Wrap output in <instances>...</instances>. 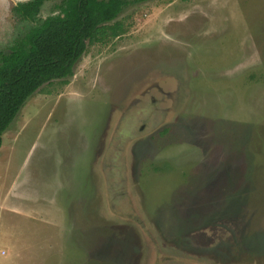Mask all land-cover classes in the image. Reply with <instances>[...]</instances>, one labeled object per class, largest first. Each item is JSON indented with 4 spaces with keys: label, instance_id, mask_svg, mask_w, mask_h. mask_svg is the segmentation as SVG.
<instances>
[{
    "label": "rangeland",
    "instance_id": "rangeland-1",
    "mask_svg": "<svg viewBox=\"0 0 264 264\" xmlns=\"http://www.w3.org/2000/svg\"><path fill=\"white\" fill-rule=\"evenodd\" d=\"M0 50L55 12L15 21ZM0 146V264H264V0H145Z\"/></svg>",
    "mask_w": 264,
    "mask_h": 264
},
{
    "label": "trees",
    "instance_id": "trees-1",
    "mask_svg": "<svg viewBox=\"0 0 264 264\" xmlns=\"http://www.w3.org/2000/svg\"><path fill=\"white\" fill-rule=\"evenodd\" d=\"M44 0L18 3L21 19L37 20ZM144 0H62L61 11L30 27L8 52L0 53V146L2 134L28 97L43 84H62L88 45L122 33L116 20L130 2Z\"/></svg>",
    "mask_w": 264,
    "mask_h": 264
},
{
    "label": "flooded vegetation",
    "instance_id": "flooded-vegetation-1",
    "mask_svg": "<svg viewBox=\"0 0 264 264\" xmlns=\"http://www.w3.org/2000/svg\"><path fill=\"white\" fill-rule=\"evenodd\" d=\"M27 1H29V0H27ZM47 0H44L42 3H41V5H40V8H39V11H38V14H37V20L38 19H40L39 18V13H40V11H41V8H42V6H43V4L46 2ZM145 1V0H144ZM23 2H26V1H23ZM138 1H134V2H130L129 4H134V3H137ZM141 2V1H140ZM18 3H22V2H17V3H14V4H11L12 6H11V9H10V14H11V16L13 17V19L16 21H19V22H26V21H31V22H34V21H36V20H25V19H21L18 15H16V13L14 12V7L18 4ZM128 4V5H129ZM128 5H126L125 7H124V9L128 6ZM61 6H62V0H60L59 1V3L58 4H56L55 5V12L54 13H51V14H49V15H47V16H50V15H53V14H56V13H59L60 11H61ZM123 9V10H124ZM122 13V12H121ZM120 13V14H121ZM119 14V15H120ZM118 15V16H119ZM46 16V17H47ZM46 17H41L42 18V20L43 19H45ZM117 20V19H116ZM41 21V20H40ZM28 31V30H27ZM22 36V35H21ZM21 36H17L16 38H14V40L12 41V44L9 46V48L5 51V50H0V53L1 52H8V51H10V48L12 47V45L15 43V40H17L19 37H21ZM89 46V45H88ZM86 52V51H85ZM84 54V53H83ZM82 54V55H83Z\"/></svg>",
    "mask_w": 264,
    "mask_h": 264
}]
</instances>
